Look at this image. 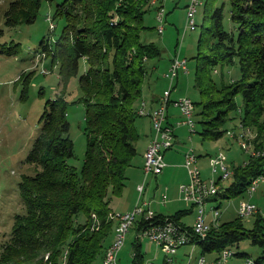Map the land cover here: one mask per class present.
<instances>
[{"label":"trees","instance_id":"obj_1","mask_svg":"<svg viewBox=\"0 0 264 264\" xmlns=\"http://www.w3.org/2000/svg\"><path fill=\"white\" fill-rule=\"evenodd\" d=\"M41 1L46 0H15L7 12V23H16L11 12L32 22L33 10ZM149 3L62 0L56 5L52 18L64 20V26L54 43L40 42V53L58 66L63 90L47 103L41 116V133L29 157L40 170L19 183L25 212L14 218L1 247L0 264H94L97 259L103 264L111 235L117 230L110 201L120 195L126 169L136 155L140 139L136 120L141 103L146 102L144 88L151 85L150 62L160 57L154 42L142 40L150 30L143 22ZM203 5L209 24L203 26L196 44L194 87L200 101L193 102L200 109L194 115L201 117L199 123L204 126L200 135L203 140H218L230 130L226 125L236 120L248 129V137L255 131L256 138L251 143L247 140L248 147L254 144L264 149V0H203ZM82 60V74L78 75ZM235 63L240 78H213L214 73H220L219 67L223 70ZM77 75L86 135L79 170L69 163L74 150L64 96L68 82ZM233 169L232 183L226 189L220 187L222 195L218 189L223 198L246 192L254 178L264 175V156L248 154L246 161ZM220 181L221 177L217 186ZM183 214L171 217L179 222ZM134 225L137 231L142 227L138 221ZM244 238L264 249L261 220L247 230L237 217L213 226L203 240L195 236L191 245H198L201 254H219ZM133 256L132 264H142L139 243ZM255 264H264V251Z\"/></svg>","mask_w":264,"mask_h":264},{"label":"rangeland","instance_id":"obj_2","mask_svg":"<svg viewBox=\"0 0 264 264\" xmlns=\"http://www.w3.org/2000/svg\"><path fill=\"white\" fill-rule=\"evenodd\" d=\"M14 1L0 0V251L11 232L15 216L25 212L19 194V183L24 177H32L40 170L36 163L29 160V157L34 143L41 133V116L47 103L61 94L63 90L60 85L58 66L53 65L51 58L46 57L45 54L46 58L44 56L38 58L37 56L41 50V41L54 43L61 34L64 20H53L52 17L56 5L62 0L41 1L37 8L33 10L32 22H28L19 17L18 14L11 12V19H15L16 23L8 24L7 12L11 10ZM187 3L188 0H165L162 22L157 20V11L152 7L143 16L144 25L150 27V30L142 35V40L154 42L160 50V57L150 62V67L153 68L151 85L149 88H144L143 100L147 101L148 107L156 108L157 105L153 106L151 100L154 97H160L163 91L169 88V81L164 78V74L168 72L170 62L176 57L187 60L188 71L185 73L180 71L177 79L174 80L173 86L175 88L171 94V99L187 96L195 103L200 101V94L194 87L198 63L196 44L203 26H208L209 20L204 18V5L199 6L194 17L195 29L190 30L187 28L185 16ZM224 17L225 27L228 30L226 10ZM47 18L50 19V22ZM50 23L54 25L53 28L50 27ZM161 25L164 29L162 33H159L158 27ZM13 44L15 46H12ZM6 50L10 51L6 53ZM82 62L83 60L80 63L78 75L82 74ZM219 71L220 73L215 71L216 73L213 75V78L217 81L222 78L224 80L240 78L238 63L223 70L219 67ZM78 75L70 79L64 96L68 103L66 118L69 122V136L73 142L74 150V158L69 163L79 170L84 159L86 135L84 133L85 109L80 102L82 93L78 86ZM27 76H29L28 80ZM237 100L240 101V98ZM194 109L199 114L200 109L196 104ZM234 115L236 114L233 113L232 116ZM138 117L136 129L140 139L136 144V155L133 157L131 165L126 169L125 185L120 196L127 193V195L130 194V197H134V195L136 197L138 194L137 185L143 184L145 180V174L142 172V155L146 152L144 150L147 139L154 137V130L149 117L141 115H138ZM200 119L199 115H193L196 132L190 133L185 126L178 129L179 139L176 140L177 143L174 144L171 150L167 151L166 159L171 164L170 168H167V174H161L157 179L150 174L151 176L146 180V191L143 198L141 197L143 200L148 201L154 192L156 193V200L159 201L164 194L170 200L165 204L154 202L152 209L157 215L174 216L180 210L184 211L189 208L179 199L178 191L180 184L188 182V173L183 166L184 161H182L187 150L192 149L201 158L211 156L213 159L216 156H221L232 168L242 165L248 158V154L256 158L262 156L260 153H264V149L255 148L254 144H249L248 147L247 140L251 143L250 138H256L255 131L252 129V131L250 130L251 136H246L245 139L240 140L246 143L247 152L243 150L241 142L239 145L236 140L227 136V132L218 140H203L200 132L204 126L199 123ZM239 124L236 120H233L226 125V129H237L240 135L242 129ZM254 139H251V141ZM249 151H251V154L248 153ZM253 152L256 155H253ZM198 155L197 163H199ZM211 158H209L210 161ZM207 164H209V161H207ZM202 173L204 177H210V167L204 168ZM220 176L221 172L212 173L211 178L217 181ZM157 183L158 188H156ZM231 183V177L219 182L222 189L228 188ZM219 192L221 193L220 189ZM117 197L119 196L113 198ZM129 199L131 198H127V201ZM241 201L251 202L258 209L254 215L241 219L244 228L252 230L258 219L261 220L264 228V180L258 184L251 196H248L247 192L243 190L228 199L221 198L222 205L219 209L218 222L226 223L234 220ZM215 207L218 206H212V208ZM113 214L115 221H117L116 226H118L117 215ZM194 216V212H186L182 216L183 219L181 218L182 222L187 226H191ZM79 219L82 221L83 217L80 216ZM211 219V215L208 214L207 221L210 222ZM134 229L135 225L127 233L125 242L118 251V264H132L133 248L138 244L134 238ZM140 246L143 254L142 264H163L161 252L156 254L155 246L147 239L141 241ZM231 249L235 252V255L229 258L228 264H247L246 261L248 260H252L255 264L257 258L264 251L263 247L253 244L251 238L242 239L239 243L233 245ZM186 251L189 253L191 247L189 246ZM201 251V248L198 247L194 252V262ZM212 255L214 256V253H206L208 259H211ZM186 260L187 257L178 262L179 264H185ZM94 264H102V260L97 259Z\"/></svg>","mask_w":264,"mask_h":264},{"label":"built area","instance_id":"obj_3","mask_svg":"<svg viewBox=\"0 0 264 264\" xmlns=\"http://www.w3.org/2000/svg\"><path fill=\"white\" fill-rule=\"evenodd\" d=\"M164 2L165 0H152L150 3V7L156 9L157 20L160 22H162L164 18ZM196 3L197 0H188L186 5V26L190 30L194 24ZM47 20L49 21L50 19L47 18ZM53 26L54 25L50 23V27L53 28ZM163 29V25L159 26L158 32L162 33ZM41 56H44V53L38 54V58ZM180 71L184 73L188 71L187 60L176 57L171 61L168 72L164 74V78L169 81V88L163 91L157 107L142 106L140 110L141 116H144V112H151V124L154 130V137L146 149L147 159H144L143 172L145 177L150 174L158 176L166 167L163 154L166 150L171 148L175 138V128L167 121L168 108L170 106L176 108L180 113L181 118L177 125L187 127L190 133L196 132V123L193 122L195 109H192V100L187 96L178 97L174 100L170 99L175 88L173 82L177 79ZM227 136L236 139L239 145L240 140L243 139L238 134L237 129L228 130ZM251 139H253V137L250 138V142ZM194 153L192 149H189L184 155L183 166L188 173V182L180 184L178 189L180 199L187 205L195 208L193 224L187 226L181 222L175 221L171 216H162L161 219H159V215L150 209V202L143 201L141 204H137L131 211L122 213L123 225L119 226L117 234L113 238L112 245L108 246L106 249V259L103 261V264H118L117 255H114V245L123 246L127 233L136 221L142 224L141 229L137 232L135 237L136 242L141 243V241L147 239L157 248H161L165 254L163 264H177L175 262V255L179 248L185 245H191L192 239L195 236L207 237L211 228L219 225V208L210 207V210L207 211L208 201L213 198V195H218V189H221L220 186L217 188H210L211 176L214 172H221V180H225L232 175L234 169L229 166L221 156H216L211 161L210 178L204 179L199 163H192V154ZM248 153L251 154L250 151ZM260 154H262V156L264 155V153ZM253 155L256 154L253 152ZM262 180H264V178H254L252 180L251 188L246 191L248 196L254 193ZM137 191L141 197L144 191V184L138 185ZM166 202L167 196L163 195L160 199V203L165 204ZM257 211L258 209L255 204L241 201L237 210V217L240 219L250 217L257 213ZM208 213H210L212 217L210 222L207 221ZM231 254H235V252L230 248H226L217 254V257L211 261H207L202 254L198 256L194 262L193 251H191L187 255L185 264H228ZM246 262L247 264H253L252 260Z\"/></svg>","mask_w":264,"mask_h":264},{"label":"crops","instance_id":"obj_4","mask_svg":"<svg viewBox=\"0 0 264 264\" xmlns=\"http://www.w3.org/2000/svg\"><path fill=\"white\" fill-rule=\"evenodd\" d=\"M163 5H164V3H163ZM171 63V62H170ZM171 97H172V95H171ZM171 97H170V99H171ZM159 98L160 97H154L153 98V100H151V104L153 105V106H155V105H158V102H159ZM147 102V101H146ZM146 107H148L147 106V104H146ZM151 107V106H150ZM180 115V113H179V111L176 109V108H174L173 106H170L169 108H168V123L170 124V125H173V127L175 128V130H174V135H175V138H174V142H173V145L171 146V148L174 146V144L175 143H177V141L176 140H178L179 139V135H178V129H180V128H183L182 126H178L177 125V123L180 121V118H181V116H179ZM176 118V119H175ZM152 138H153V136L152 137H149L148 139H147V144H146V148H145V150L144 151H146V149H147V147H148V145H149V143L151 142V140H152ZM171 148L170 149H168V150H171ZM168 150H166L165 152H164V154H163V157H164V161H165V163H166V167L164 168V170H163V172L161 173L162 175L164 174H167L166 172H167V170L170 168V166H171V164L169 163V162H167V159H166V157H167V151ZM186 153V152H185ZM185 153H184V155H185ZM184 155H183V159H184ZM198 155V154H197ZM144 156H145V152H144V155H142V172H143V165H144ZM199 156V155H198ZM209 158H211V156H209V157H206V158H201V156H199V165H200V167H201V173H202V170L204 169V168H208V166L210 167V165H211V161H212V158H211V161H210V159ZM182 161H184V160H182ZM207 161H209V164H207ZM208 165V166H207ZM168 168V169H167ZM160 174V175H161ZM214 174V173H213ZM160 175H158V176H155L154 178L155 179H157ZM149 176H151V175H148L147 177H145V180H144V182H143V184H145L144 185V191H143V193H142V195H141V197L143 198V194H145V191H146V180H148L147 178L149 177ZM210 176H211V173H210ZM202 177L204 178V179H207V178H210V177H204L203 176V173H202ZM140 185V184H139ZM138 186V185H137ZM219 186H220V184H219ZM156 188H158V183H157V186H156ZM134 189H135V187H134ZM136 189H137V187H136ZM223 192V191H222ZM222 192H221V195H222ZM122 194V193H121ZM164 195H166V194H164ZM221 195H217L216 197H214V198H211L209 201H208V203H207V211L208 210H210V207H212V206H218V207H215V208H219L220 209V207H221V205H222V202H221V198H223V196H221ZM167 196V195H166ZM180 196V195H179ZM140 196H139V194H137V196L135 197V195H134V197H130V194L129 195H127V193H124L122 196H120L119 195V197H117V198H113V199H111V201H110V208H111V211H112V213H115L116 215H118V214H121V213H124V212H128V211H131L137 204H141L143 201H147V200H143L142 198H141ZM127 198H131V199H129V201H127ZM180 199V198H179ZM170 200H169V198L167 197V202H169ZM148 202H150V205H149V207H150V209L153 211V209H152V205L154 204V202H158V203H160V200L158 201V200H156V193L154 192V193H152V196L148 199ZM218 202V203H217ZM161 204V203H160ZM186 204V203H185ZM187 205V204H186ZM188 210H180L179 212H184V213H186V212H194L195 213V208L194 207H192V206H190V205H188ZM208 214H210V213H208ZM237 214V213H236ZM158 215H161V214H158ZM211 215V214H210ZM162 216H165V215H162ZM220 216V215H219ZM182 216L180 217V219H179V222H181L182 224H185V223H183L182 222ZM237 218V216L234 218V219H236ZM219 224H222V223H219ZM186 225V224H185ZM137 228H136V226H135V229L133 230V234H134V238L136 237V235H137ZM113 234L111 235V238H110V241H111V243H112V241H113ZM109 241V242H110ZM140 244V243H139ZM191 247V251H193V261H194V252L196 251V249L199 247L198 245H196V246H194V248H192L193 246L192 245H185V246H183V247H181V248H179V250L177 251V253H176V255H175V262L177 263V264H179V262L178 261H181V260H184L185 259V257H187V255L191 252H187L186 250H187V248L188 247ZM155 248H156V254H158L159 252H161V258H162V262L164 261V258H165V254H164V251L161 249V248H157L156 246H155ZM118 254V253H117ZM200 255H202L201 253L198 255V256H200ZM204 256H205V258L207 259V261H211V260H213V259H215L216 257H217V254H214V256L212 255V258L211 259H208L207 257H206V254H203ZM197 256V257H198Z\"/></svg>","mask_w":264,"mask_h":264},{"label":"bare ground","instance_id":"obj_5","mask_svg":"<svg viewBox=\"0 0 264 264\" xmlns=\"http://www.w3.org/2000/svg\"><path fill=\"white\" fill-rule=\"evenodd\" d=\"M152 2V0H150V3ZM203 5V0H197V3H196V7H195V15H196V11H197V8L199 7V6H202ZM195 17V16H194ZM191 29L193 30V29H195V24H193L192 25V27H191ZM142 106L143 107H146V102H142L141 103V106H140V108H139V114H140V110H141V108H142ZM192 109H194V103H193V101H192ZM144 115L145 116H150V119H151V112H144ZM240 125V124H239ZM240 127H241V125H240ZM245 127V126H244ZM244 127H241V129H242V132L240 133V137L241 138H243V139H245L246 138V136H248L249 135V133H245L246 131H248V129H246V128H244ZM249 128V127H248ZM241 142V144H242V147L244 148V149H246V147H247V145H246V143L244 142V141H240ZM144 158L145 159H147V151L145 152V156H144ZM192 163H197V155L194 153V154H192ZM143 169H144V166H143ZM217 172H214V174H216ZM221 177V176H220ZM257 178H264V175H261V176H258ZM251 186H252V182H251V184H250V186H249V188H251ZM218 186H217V184H216V181L213 179V178H211V180H210V188H217ZM117 218H118V226H117V230H116V233H115V235L114 236H116V234H117V231H118V228H119V226L120 225H123V214H119V215H117ZM198 238H199V240H203V239H205L206 237L205 236H197ZM113 242V241H112ZM193 242V241H192ZM191 242V243H192ZM194 243V242H193ZM111 245H112V243H111ZM110 245V246H111ZM193 245V244H192ZM195 245H193V247H194ZM122 248V245H114V255H117V253H118V251L120 250ZM234 254H231V257L233 256ZM106 259V255H105V258H104V260ZM248 261H250V260H248Z\"/></svg>","mask_w":264,"mask_h":264}]
</instances>
